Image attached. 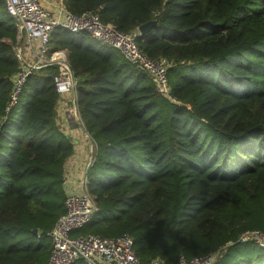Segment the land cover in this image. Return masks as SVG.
Returning a JSON list of instances; mask_svg holds the SVG:
<instances>
[{
  "label": "trees",
  "instance_id": "16d2710c",
  "mask_svg": "<svg viewBox=\"0 0 264 264\" xmlns=\"http://www.w3.org/2000/svg\"><path fill=\"white\" fill-rule=\"evenodd\" d=\"M64 5L124 34L158 20L136 44L148 59H166L175 101L118 51L87 33L54 30L49 44L69 51L96 154L88 180L98 214L71 236H129L144 264L217 251L214 264H253L234 248H258L237 243L243 231L264 233V0ZM16 37L0 0V264H47L46 234L64 213V163L74 145L57 122L55 65L33 72L6 111L19 69ZM230 249L243 257L230 261Z\"/></svg>",
  "mask_w": 264,
  "mask_h": 264
},
{
  "label": "built area",
  "instance_id": "2783aa9c",
  "mask_svg": "<svg viewBox=\"0 0 264 264\" xmlns=\"http://www.w3.org/2000/svg\"><path fill=\"white\" fill-rule=\"evenodd\" d=\"M5 10L15 23L17 44L14 47L19 69L12 77L9 112L17 106L27 78L39 68L53 64L57 68L54 77L56 93L59 96L57 111L64 118V123H76L82 131L88 145L92 142L80 118L77 106L76 79L69 64V51H52L50 39L55 29L60 28L72 34L87 33L92 39L118 51L127 62L143 70L156 85L157 92L175 102L170 96L167 79L169 67L166 59H148L136 44L140 36L136 30L131 34L119 32L111 24H102L97 14L85 12L72 14L62 8L53 13L46 9L41 0H4ZM70 102V107L67 106ZM61 109V111H59ZM93 149L95 148L94 143ZM72 156V155H71ZM71 156L64 163L62 187L64 192V213L57 219L53 228L46 234L51 243L47 264H144L133 252V241L129 236L109 239L96 235L73 238L72 233L86 227L98 214L95 196L89 191L88 173L95 162V151L84 153V161L76 172L77 159ZM73 169L70 170V168ZM237 243L252 244L264 250V233L258 230H246L239 234ZM222 255L217 251L202 257L187 260L180 256L177 264H214ZM146 264H163L153 259Z\"/></svg>",
  "mask_w": 264,
  "mask_h": 264
},
{
  "label": "rangeland",
  "instance_id": "374dc122",
  "mask_svg": "<svg viewBox=\"0 0 264 264\" xmlns=\"http://www.w3.org/2000/svg\"><path fill=\"white\" fill-rule=\"evenodd\" d=\"M66 104L68 107H70L71 105L70 102H67ZM59 111H61V109ZM61 116L62 115L60 114V112H58V117H59L57 120L58 125L61 131L69 138L71 143L75 146V151H91V150L93 151L94 149H93V144H91L92 142H90V145H88V141L86 140V138H84L82 131L77 127L76 123H72L70 125L63 124L64 122L61 119ZM91 223H93V221L90 222L87 225V227ZM247 249H248V246H237L234 248V250H236L238 254H249L250 256L249 259L252 260L253 264H264V251L263 250H260L259 248H252V250L246 252ZM234 250L230 249V255H231L229 257L230 261L232 259L233 261L234 260L236 261L243 257V255L232 254ZM226 260L227 259H220L218 264H225Z\"/></svg>",
  "mask_w": 264,
  "mask_h": 264
},
{
  "label": "crops",
  "instance_id": "0c3cea01",
  "mask_svg": "<svg viewBox=\"0 0 264 264\" xmlns=\"http://www.w3.org/2000/svg\"><path fill=\"white\" fill-rule=\"evenodd\" d=\"M41 1H42L43 6L53 13H56L57 11H59L65 7L64 0H41ZM61 119L64 121L63 117H61ZM85 152H88V151H75V146H74V151H73L71 158L75 157L77 159V162H76V169H75L76 172L75 173L73 172L71 178L77 177L78 169L81 168V164L84 161V153ZM71 169H73V165H72V168H70V170ZM75 264H86V263L84 261H78Z\"/></svg>",
  "mask_w": 264,
  "mask_h": 264
},
{
  "label": "water",
  "instance_id": "95a60500",
  "mask_svg": "<svg viewBox=\"0 0 264 264\" xmlns=\"http://www.w3.org/2000/svg\"><path fill=\"white\" fill-rule=\"evenodd\" d=\"M158 25V20L149 21L137 28V31L140 36H144L151 32L152 28L156 27ZM33 235H37V230L32 231Z\"/></svg>",
  "mask_w": 264,
  "mask_h": 264
}]
</instances>
